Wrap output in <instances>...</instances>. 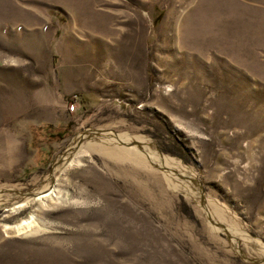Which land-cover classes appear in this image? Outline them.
Wrapping results in <instances>:
<instances>
[{
    "label": "rangeland",
    "instance_id": "374dc122",
    "mask_svg": "<svg viewBox=\"0 0 264 264\" xmlns=\"http://www.w3.org/2000/svg\"><path fill=\"white\" fill-rule=\"evenodd\" d=\"M100 130L154 141L232 229L95 148L40 198ZM0 264H264V0H0Z\"/></svg>",
    "mask_w": 264,
    "mask_h": 264
},
{
    "label": "bare ground",
    "instance_id": "6f19581e",
    "mask_svg": "<svg viewBox=\"0 0 264 264\" xmlns=\"http://www.w3.org/2000/svg\"><path fill=\"white\" fill-rule=\"evenodd\" d=\"M94 148L107 161H111L115 173L126 175L134 181L145 182L148 178L146 177V175L148 176L147 172L150 170L162 172L169 185L178 182V186L182 188L185 194L195 199L203 207L213 227L224 231L232 229L217 220L216 214L214 215L210 209L209 199L204 192L203 185L194 174L176 160L166 156L154 141L143 137H131L125 133L118 134L100 130L90 131L79 136L54 163L50 180L52 181L51 186L40 193L42 196L40 194L37 196L44 199L52 195L57 196L58 194H55L58 181L57 171L68 161L70 166L74 165L80 157L81 151L93 150Z\"/></svg>",
    "mask_w": 264,
    "mask_h": 264
},
{
    "label": "built area",
    "instance_id": "2783aa9c",
    "mask_svg": "<svg viewBox=\"0 0 264 264\" xmlns=\"http://www.w3.org/2000/svg\"><path fill=\"white\" fill-rule=\"evenodd\" d=\"M69 109L71 112H75L78 109L77 100L70 103Z\"/></svg>",
    "mask_w": 264,
    "mask_h": 264
},
{
    "label": "trees",
    "instance_id": "16d2710c",
    "mask_svg": "<svg viewBox=\"0 0 264 264\" xmlns=\"http://www.w3.org/2000/svg\"><path fill=\"white\" fill-rule=\"evenodd\" d=\"M77 96V95H76ZM77 98H80V96H77ZM69 102H73L72 97H67L66 98ZM75 101V100H74ZM61 139H63L64 137H60Z\"/></svg>",
    "mask_w": 264,
    "mask_h": 264
}]
</instances>
